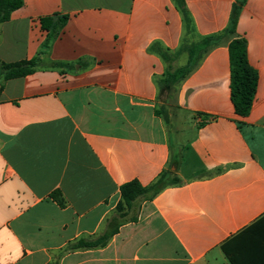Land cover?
Wrapping results in <instances>:
<instances>
[{
	"label": "crops",
	"instance_id": "obj_1",
	"mask_svg": "<svg viewBox=\"0 0 264 264\" xmlns=\"http://www.w3.org/2000/svg\"><path fill=\"white\" fill-rule=\"evenodd\" d=\"M185 1L200 37L236 2ZM64 17L45 48L42 21ZM183 33L173 0H23L0 24V62L38 59L0 80V264H264V0H247L235 35L259 75L247 117L231 101L232 38L159 100L152 48L175 52ZM173 156L180 184L105 247L74 248L103 234L122 185L149 186Z\"/></svg>",
	"mask_w": 264,
	"mask_h": 264
},
{
	"label": "trees",
	"instance_id": "obj_2",
	"mask_svg": "<svg viewBox=\"0 0 264 264\" xmlns=\"http://www.w3.org/2000/svg\"><path fill=\"white\" fill-rule=\"evenodd\" d=\"M175 6L182 16L184 33L181 41V47L175 52L170 50L152 48L167 65L165 74L157 80L159 88V100L166 101L177 91L179 85L197 68L205 55L214 47L219 46L224 39L232 38L229 44L230 54V73H231V101L235 113L240 117H247L253 107L257 91L259 75L250 65L248 60V45L244 38L236 37V30L239 16L247 0H236L233 5L229 25L219 34L207 37H200L194 24V20L187 8L185 0H173ZM23 6V0H0V24L8 22L11 14ZM66 18H60L58 21L46 19L42 21L43 28L50 32V37L45 45L54 40L63 26ZM186 56L185 63L174 67L176 62ZM58 67L66 64L57 63ZM38 67V59L30 61H20L16 63L0 62V80L5 81L25 77L33 73ZM157 115L163 114L167 120V109L161 107ZM178 161L172 157L168 168L163 171L159 177L149 186H142L134 180L121 186V199L115 209L113 216L107 220V226L103 234L98 239L80 240L75 249H93L105 247L108 241L118 233L119 227L124 223L135 222L138 219L139 212L143 203L153 201L161 192L169 187L180 184L181 180L177 175ZM175 168V169H174ZM53 197L63 204L61 194L55 193ZM260 221H264V218Z\"/></svg>",
	"mask_w": 264,
	"mask_h": 264
},
{
	"label": "rangeland",
	"instance_id": "obj_3",
	"mask_svg": "<svg viewBox=\"0 0 264 264\" xmlns=\"http://www.w3.org/2000/svg\"><path fill=\"white\" fill-rule=\"evenodd\" d=\"M184 63H185V59L182 58L178 62H176L174 67H178L180 65H183ZM164 102L171 103V98H169L168 100L166 99V101H164ZM166 109H168V107H166ZM170 133H171L170 135H171L172 141L175 142V139H176L175 132L172 130Z\"/></svg>",
	"mask_w": 264,
	"mask_h": 264
}]
</instances>
